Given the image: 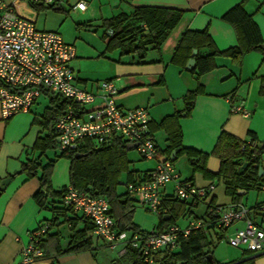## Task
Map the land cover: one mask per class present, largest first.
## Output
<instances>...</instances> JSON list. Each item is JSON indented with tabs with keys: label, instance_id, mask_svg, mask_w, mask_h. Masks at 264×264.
<instances>
[{
	"label": "crops",
	"instance_id": "0c3cea01",
	"mask_svg": "<svg viewBox=\"0 0 264 264\" xmlns=\"http://www.w3.org/2000/svg\"><path fill=\"white\" fill-rule=\"evenodd\" d=\"M4 1L12 5L19 17L32 22L40 31L57 32L55 29H58L61 23L69 21L80 30L85 29L95 35L100 31V38L106 32L102 26L103 20L121 14L129 16L135 8L153 7L181 11L180 21L162 43L159 51L148 50L142 62L138 60L137 54L123 55L120 50L107 54L102 38L101 43L97 44L99 46L97 51H90L87 48L88 44L86 47H79L80 55H77L78 51L75 49L76 59L73 70L77 84H81L87 90L96 91L99 81H112L118 87L116 104L123 111L136 108L148 109L149 137L155 143L158 155L152 160L153 168L145 170L144 173L153 170L158 160H170L174 167L181 158L189 163L185 156L175 161L176 151L169 149L170 135L179 132L183 149L208 155L206 169L212 173L219 171L220 160L212 152L222 133L246 144H250L252 139H255V149L257 152L260 151L259 166L264 169V95L260 94L261 81L264 77L262 54L251 51L243 56L240 65L233 64L227 58L216 57L215 68L200 77H196L190 73L191 70L186 69L188 61L193 57L186 61L185 56L181 55L177 57L176 62L172 61L175 50L186 31H207L218 51H225L236 46L235 30L230 23L223 20V17L239 4H243L244 11L251 16L258 27L264 45V0H57L52 7H33L21 0ZM77 4H80L78 8H76ZM52 16L58 18L57 24L52 20ZM52 21L54 23H51ZM107 34L111 35V31ZM64 42L74 46L73 43L65 40ZM203 53L208 52L205 50ZM101 57L107 58V61H104V69L99 74L90 76L87 64ZM191 92H197L193 108L189 116H184V97ZM42 96L47 100V107L41 113L33 112V107L30 112L18 114L8 120H2L0 114V182L9 179V183L4 190H1L0 195V264H17L21 260V251L28 244L29 235L40 225L50 226L54 218L51 209L57 206L55 204L57 200L51 198L47 209H41L36 204L33 195L40 187L41 171L37 170L35 177L19 174L22 164L37 161L44 167L54 161L50 176L52 189L59 191L69 186L70 161L60 158L56 151H48L41 155L33 149L36 140L45 135L42 118L50 107V97ZM237 105L248 111V117L232 114L231 108ZM130 150L132 149L126 148V152ZM49 152L53 155L49 156ZM127 155L125 154V157ZM240 163L241 166L245 163L243 158L240 159ZM241 166L236 170L238 171ZM176 170L181 174L178 169ZM190 171L183 179L192 180L193 184L200 189L213 185L214 190L209 195V199L212 198L215 202L213 195L215 187L221 180L224 184L225 180L223 178L218 182L206 180L201 174H193L191 167ZM130 172L132 180L143 174L137 169H132ZM196 175L199 176L198 181ZM12 176L14 178L11 179ZM259 178L261 180L254 182L247 192L238 191L241 197L238 203L249 208L264 203V198L261 199V197H258L252 205H246L243 202V197H246L249 191L258 190L257 193L261 191L259 186L264 181V172ZM127 180H129L128 176ZM168 188L169 186L165 188L166 194L170 193ZM231 203L230 198L228 203L222 205ZM251 217L256 222H261L254 211ZM71 218L77 220L76 231L85 228L86 223L81 215L60 213L56 218V224L50 226L47 235L50 238L45 245L46 253L44 254L42 250L44 255L39 263L99 264L94 250L101 245L94 244L93 230L88 232L92 240L90 251L64 252L73 235L69 220ZM187 218L189 222L186 226L193 221L203 219L194 214L187 215L185 219ZM175 224L180 226L177 222ZM230 231L229 244L226 246L221 243L224 247L217 255L214 250L216 247L212 249L215 261L220 264H264V252H252L237 245L232 229ZM226 234L227 232L225 238H227Z\"/></svg>",
	"mask_w": 264,
	"mask_h": 264
},
{
	"label": "built area",
	"instance_id": "2783aa9c",
	"mask_svg": "<svg viewBox=\"0 0 264 264\" xmlns=\"http://www.w3.org/2000/svg\"><path fill=\"white\" fill-rule=\"evenodd\" d=\"M34 7H52L57 0H21ZM80 4H77L76 8ZM76 59L75 47L64 42L53 31H40L35 25L19 17L11 4L0 0V114L2 120L19 113H28L42 95L57 97L65 107L54 126L56 145L61 152H75L86 140L102 146L118 139L123 144H136L145 160L157 158L158 149L149 137L150 116L146 108L123 111L115 101L118 90L111 81H102L96 91L80 87L75 78L72 62ZM232 114L248 117L242 106L231 108ZM249 144H244L242 151ZM254 170L259 169L257 153L247 158ZM264 171V169H263ZM173 183L166 194L165 188ZM126 192L150 212L161 216L167 211L164 200L171 197L190 206L203 205V219L186 227L170 225L162 231L153 229L146 233L134 232L128 236L121 232L110 214V205L103 196H92L68 186L62 205L87 219L93 234L104 240L110 249L121 247L139 252L143 264H155L156 252L176 251L180 241L192 230L207 232L229 229L239 246L252 252H264V203L249 208L241 203L219 205L211 203L209 195L214 190L197 188L193 182L181 178L170 160H158L155 169L135 177L125 185ZM264 191V181L259 186ZM254 211L261 222L251 217ZM49 225H40L29 235V242L21 251L17 264H41L43 251L41 239Z\"/></svg>",
	"mask_w": 264,
	"mask_h": 264
},
{
	"label": "trees",
	"instance_id": "16d2710c",
	"mask_svg": "<svg viewBox=\"0 0 264 264\" xmlns=\"http://www.w3.org/2000/svg\"><path fill=\"white\" fill-rule=\"evenodd\" d=\"M181 17L182 12L178 10L142 7L135 8L129 16L121 14L103 20L102 26L106 32L101 38L106 46L105 51L110 53L114 50H120L123 55L137 54L139 56L138 60L142 62L145 59V52L148 50L159 51L162 43L176 27ZM223 20L233 26L237 40L236 46L225 51H218L207 31H186L182 35L172 61L176 62L177 57L181 55H184L186 61H188L192 58V51L197 50V55L194 58L195 68L190 73L200 77L215 68L216 57L227 58L235 65H240L243 56L251 51L261 53L264 58L263 42L259 29L252 21L251 16L244 11L243 4L236 5L229 10L224 15ZM142 24L143 26H141ZM108 31H111V35L107 34ZM205 50L208 53H203ZM196 94L197 92H191L184 97V116H189ZM260 94L264 95V77L261 81ZM49 97L50 107L45 111L42 118L45 135L42 138H38L33 146V149L40 152L41 155L48 151H56L54 126L65 107V103L61 99ZM170 142V151H176L175 161L185 156L189 161L193 174H201L206 180H216L217 182L223 178L225 180V194L231 198L232 203H238L241 200L238 195L239 190L247 192L254 182L261 180L258 177L257 170H254L250 163L241 175H238L236 170L237 167L241 166L240 159L243 158L244 162L248 163L246 162L247 158L252 153H257V162L259 163L260 151L257 152V149H255V139H252L243 152L241 149L246 143H241L235 138L222 133L212 152L220 160V167L217 173H212L206 169L208 155L181 147L180 132L170 135ZM110 143L96 146L91 140H86L78 151L61 152L59 157L70 161L69 186L92 196L105 197L110 205V214L121 232H125L127 228H130L136 233H146L140 231L132 224V217L135 211L134 199L126 191L123 193L117 192V179L121 171L127 168L125 159L126 144H123L118 139H113ZM77 154L86 156L77 159L75 158ZM53 163L54 161L42 167L37 161H28L22 164L19 173L28 177H35L37 170L41 171L40 187L33 195V199L41 209H47L50 198L57 200L55 203L57 206L51 209L54 218L50 226L56 224V218L60 213L74 215L71 209L62 205V198L67 191V187H63L59 191H54L51 187L50 176ZM128 177V182H131V172H128ZM10 178L12 179L14 176ZM189 181L192 182V180ZM1 193L0 190V195ZM210 200L211 203H215L212 198ZM164 205L167 211L164 215L159 216L160 220L158 226L155 227L156 231H162L166 227L174 225L178 217L193 215V208L200 206H190L171 197H167L164 200ZM204 216L205 211L201 218H204ZM165 217H169V219L165 220ZM69 220L73 235L64 252L90 251L92 249V240L88 236V232L93 230L90 222L87 219H83L86 223L85 228L76 231L77 220L74 218ZM211 231L215 234V242L210 241L212 238ZM225 233V230H215L213 228H209L207 232L199 229L192 230L186 239L180 241L179 248L176 251L154 253V263L220 264L215 261L212 249L225 238ZM47 235L48 232L39 243V247L44 251V254L46 253L45 245L50 238ZM124 256L129 257L132 264H143L139 252L131 247L126 248Z\"/></svg>",
	"mask_w": 264,
	"mask_h": 264
},
{
	"label": "rangeland",
	"instance_id": "374dc122",
	"mask_svg": "<svg viewBox=\"0 0 264 264\" xmlns=\"http://www.w3.org/2000/svg\"><path fill=\"white\" fill-rule=\"evenodd\" d=\"M51 12H53V11H51ZM52 20L55 23L56 22L58 23V18H56V16H52ZM53 21L51 23H54ZM55 31H57L56 33H58L62 37V39H64L66 42L74 44L75 49L78 51L77 55H80L79 54V47H86L87 44H88L87 48H89L90 51L91 50L92 51L99 50L98 45L101 43L100 31L97 33V35H95V33L87 32L85 29L80 30L79 27H77L74 23L69 22V21H65L64 24L61 23L59 28L55 29ZM74 38H77V39L75 40ZM106 56L109 57V55H106ZM106 59L101 57L100 59H94L92 61H89V63L87 64V70L89 71L90 76L97 75V74H99V72H101V70L104 69L103 68V67H105L104 61H107ZM74 62H75V60L72 62V67H74V64H75ZM99 82H102V81H99ZM79 86L83 87L81 84ZM116 88H118V87H116ZM38 102H39V104H37V105L35 104L33 106L34 107L33 112L41 113V112H43L44 108L47 107V100H46V98H44L42 96L41 98L38 99L37 103ZM148 113H149V111H148ZM19 114H22V113H19ZM17 115H15V116H17ZM15 116H13L12 118H14ZM56 154L58 156L60 155L59 148L56 149ZM51 155H53V153L49 152V156H51ZM126 155L127 156L125 157V159L127 161V164H126L127 168L126 169L124 168L121 171V173L117 179V183H118L117 192L118 193H123L126 191L125 185L128 183L127 176H128V172H130V170H132V169L136 170L137 169L138 172L140 171V172L144 173L145 170H147L151 167L153 168V166H154V163L152 162V160L143 159L136 148L126 152ZM43 160H45V159H43ZM175 167H176V169H178L181 172V174H180L181 178H185V176H187L191 172L189 163L186 162V160L184 158L179 159L175 163ZM195 174H197V173H195ZM195 177L198 181L199 176L196 175ZM167 186H169L168 189H170L169 191L171 192L173 189V183H170ZM215 188L216 189L213 192V195L215 196V200H216L215 203L219 204V205L228 203L230 198L225 194V186L223 184V181L221 180L219 185L216 186ZM256 191H258V190H251L248 192L246 197H243L244 198L243 202L246 205H252L253 203L256 202V199L258 197L259 198L261 197V199L264 198V192L259 191L260 194H258L259 192L257 193ZM134 207H135V211H134L133 217H132V224L134 226H136L140 231L150 232L155 227L158 226V223L160 220L159 216L148 211L141 204L140 200L136 199V201L134 202ZM204 211H205V208L203 205H200L197 208H193V210H192L193 214L199 218H201L203 216ZM185 218L186 217H183V218L178 217L176 219V222L181 227H183V226L185 227L189 222L188 221L189 219L188 218L185 219ZM230 230L231 229H229L227 231V234H226L227 238H224L218 244L220 246L219 247H218V245L215 246L216 247L214 249L215 255L219 254V252L221 251L222 247H224V245L227 246V244H229V240H228L229 236L228 235L231 233ZM126 233L128 236H131L134 233V231L128 230V231H126ZM211 234H212V238L210 241L215 242V234L212 231H211ZM92 240H93L94 244L98 243V245H101L100 248L94 250V252L96 253L97 259L99 261V264H132L129 257L121 254V247L120 246L116 247L114 249H110L108 244L104 240L99 239L96 236H92ZM221 243L224 245H221ZM241 247L245 248L244 246H241Z\"/></svg>",
	"mask_w": 264,
	"mask_h": 264
},
{
	"label": "water",
	"instance_id": "95a60500",
	"mask_svg": "<svg viewBox=\"0 0 264 264\" xmlns=\"http://www.w3.org/2000/svg\"><path fill=\"white\" fill-rule=\"evenodd\" d=\"M262 48L264 49V45L262 46ZM197 51L193 50L192 51V59H190L186 65V69L187 70H193L195 68V59L194 57L196 56ZM136 147V144H128L126 145L127 149H134ZM86 155H82V154H77L75 155V158L80 159L82 157H85ZM248 167V163H243L242 166L238 169L237 174L241 175L245 169ZM263 169L261 167H259L258 170V176L260 177L263 174ZM9 183V179H5L3 181L0 182V190H4L5 187L7 186V184ZM168 217H165V220H167ZM130 230V228H127V231Z\"/></svg>",
	"mask_w": 264,
	"mask_h": 264
}]
</instances>
